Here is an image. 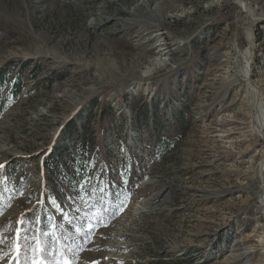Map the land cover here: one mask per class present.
Returning a JSON list of instances; mask_svg holds the SVG:
<instances>
[{
    "label": "rangeland",
    "instance_id": "rangeland-1",
    "mask_svg": "<svg viewBox=\"0 0 264 264\" xmlns=\"http://www.w3.org/2000/svg\"><path fill=\"white\" fill-rule=\"evenodd\" d=\"M210 1L0 0V264L38 242L46 157L81 147L120 185L115 216L50 225L49 260L25 264H264V137L239 75L250 46L264 121V0Z\"/></svg>",
    "mask_w": 264,
    "mask_h": 264
},
{
    "label": "trees",
    "instance_id": "trees-1",
    "mask_svg": "<svg viewBox=\"0 0 264 264\" xmlns=\"http://www.w3.org/2000/svg\"><path fill=\"white\" fill-rule=\"evenodd\" d=\"M17 91L16 89L13 91V87L11 88L12 94L17 93ZM8 99V97L4 98L0 94V115L4 111L5 102ZM64 151H66V149H56L44 160V166L48 171L50 187L45 190L44 206L35 207L28 218V229L31 230L34 224L37 225L38 243L41 247L43 245L44 249H46V246L43 239H50L46 234L50 225L54 226L58 234H63L68 238L72 237L71 234L74 233L71 227L72 223L75 224L78 220L85 221L87 219V213L95 208L98 209L99 212L95 217H101L103 213L106 214V219L114 217V207L121 198L120 185L116 184L114 181H111L109 194L107 195V191H105L106 174L104 171L100 173L101 169L105 170V166L95 168L94 163H86L85 152L82 147L75 153H73V151L70 152L71 154H69V156H64ZM97 174H99V178ZM1 186L2 185H0V189ZM97 194L100 201L96 204ZM65 197L67 198L65 199ZM50 198H54L61 203V207L68 214V218L70 219L67 224L61 226L58 221H54V218L47 220L48 215H53L47 206ZM80 198H85L90 201L88 209H85L79 202ZM67 200L71 202L69 203ZM71 204H73L75 208H73ZM78 231L82 234V237L88 236L86 234L90 232L89 229L81 226L78 228ZM41 233H44V235H41ZM28 238V236L22 238L20 246L30 245ZM28 248L30 247H26L24 251L18 254L19 260L13 264H25L22 257L25 252H27ZM39 254L42 256L43 260H49V256H47L48 253H46L45 250Z\"/></svg>",
    "mask_w": 264,
    "mask_h": 264
},
{
    "label": "bare ground",
    "instance_id": "bare-ground-1",
    "mask_svg": "<svg viewBox=\"0 0 264 264\" xmlns=\"http://www.w3.org/2000/svg\"><path fill=\"white\" fill-rule=\"evenodd\" d=\"M220 0H211L210 2L213 3H217L219 2ZM141 5V4H140ZM139 6V5H138ZM140 7V6H139ZM135 10V9H134ZM129 14V13H128ZM140 15V14H139ZM92 24V23H91ZM129 26L131 28H134V27H137V26H140L139 28V31L143 30H148L150 28V24H143V25H140L139 22L135 21V19H131L130 22H129ZM129 27V28H130ZM136 33V32H135ZM144 33V32H143ZM143 33L141 35H143ZM151 37V36H150ZM250 53H251V47L248 46L246 48L245 51L242 52V55L244 57V62H245V67L243 69H241L239 71V75L243 76L244 77V80L246 82V88L247 90L251 93L252 95V100H253V104H254V107H255V112H254V115H255V122H256V126H257V129L258 131L260 132V134L264 137V121H263V116H262V99L260 100L259 98H257L256 96V91L254 90V88L252 87L253 85V81H250V68H249V62H250ZM262 167L264 166V161L261 163ZM262 208L264 209V195L261 197V202H260Z\"/></svg>",
    "mask_w": 264,
    "mask_h": 264
},
{
    "label": "snow or ice",
    "instance_id": "snow-or-ice-1",
    "mask_svg": "<svg viewBox=\"0 0 264 264\" xmlns=\"http://www.w3.org/2000/svg\"><path fill=\"white\" fill-rule=\"evenodd\" d=\"M3 167H4V165L0 164V168H3ZM21 235H22V233L20 232V230H18V233H17L18 243H19V238ZM41 235H44V233H41ZM26 247L31 248L33 255L39 254L40 252L45 250L44 248L41 247V245L38 242H36L34 240L33 245H21V246H19L17 248V252L20 253V252L24 251ZM34 264H40V262H34Z\"/></svg>",
    "mask_w": 264,
    "mask_h": 264
}]
</instances>
